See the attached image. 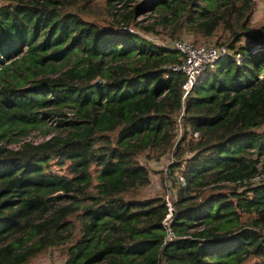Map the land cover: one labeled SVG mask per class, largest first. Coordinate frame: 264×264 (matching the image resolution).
I'll use <instances>...</instances> for the list:
<instances>
[{
	"label": "trees",
	"instance_id": "trees-1",
	"mask_svg": "<svg viewBox=\"0 0 264 264\" xmlns=\"http://www.w3.org/2000/svg\"><path fill=\"white\" fill-rule=\"evenodd\" d=\"M1 1L0 264L60 245L64 264H264V182H249L264 171V28H248L253 0H106L100 23L65 0ZM155 10L197 38L227 34L231 53L187 93L186 74L171 70L180 54L133 30ZM43 124L64 133L2 144ZM168 153L183 180L165 219L163 197L139 195L150 183L139 157Z\"/></svg>",
	"mask_w": 264,
	"mask_h": 264
},
{
	"label": "rangeland",
	"instance_id": "rangeland-1",
	"mask_svg": "<svg viewBox=\"0 0 264 264\" xmlns=\"http://www.w3.org/2000/svg\"><path fill=\"white\" fill-rule=\"evenodd\" d=\"M70 4L69 8H81L85 6L87 13L83 15L84 18L101 22L102 18H109V8L106 6V0H65ZM197 4H204L200 0H195ZM2 1L0 0V4ZM253 12L248 22V28L250 30L264 28V0H253ZM195 9L196 7H192ZM160 10L152 12H146L142 15L137 16L134 22L138 23V26H132L133 30L140 34L146 39H150L157 44L166 43L170 40L183 39L186 41L193 42L194 44L199 43H218L221 44L227 39V34H223L221 30L217 31L216 35L210 38H197L193 36L185 29H180L173 23H160L161 17ZM152 24L153 29L150 32L142 29V26H148ZM197 41H194V40ZM246 38L241 39V42H245ZM68 111V110H66ZM181 132V131H180ZM64 133L63 127H48L43 124L36 128H27L22 132H19L12 136L9 141L3 145H6L9 149H19L26 142L29 143H40L45 141L47 138L56 134ZM179 137V136H178ZM173 156L171 153L161 157L160 159H147L144 156L139 157V161L144 164L150 171V183L141 189L140 196L142 197H163L164 200L173 199V194L177 190V184L181 181L179 170L175 169L173 172L170 171V165L173 163ZM52 168L58 172L63 173L65 168H59L57 165H53ZM68 201H61L59 204H67ZM68 219L72 222V237L70 242L74 241L80 235V224L76 215L68 216ZM66 259L65 246L60 245L47 249L45 252L39 254L31 260L29 264H64Z\"/></svg>",
	"mask_w": 264,
	"mask_h": 264
},
{
	"label": "built area",
	"instance_id": "built-area-1",
	"mask_svg": "<svg viewBox=\"0 0 264 264\" xmlns=\"http://www.w3.org/2000/svg\"><path fill=\"white\" fill-rule=\"evenodd\" d=\"M160 45L172 48L180 54V62L171 66V70L182 71L186 74V82L183 85L186 93L194 83L197 75L206 68L212 67L221 57L231 53L225 45L215 43L194 44L183 39L170 40ZM235 58L239 62V55H235ZM180 179L183 180L182 177ZM249 182L254 184L264 182V171L250 177ZM165 201L169 208V214L165 219H168L171 215L172 206L171 200Z\"/></svg>",
	"mask_w": 264,
	"mask_h": 264
},
{
	"label": "water",
	"instance_id": "water-1",
	"mask_svg": "<svg viewBox=\"0 0 264 264\" xmlns=\"http://www.w3.org/2000/svg\"><path fill=\"white\" fill-rule=\"evenodd\" d=\"M96 82L100 83V82H101V79L98 78V79L96 80ZM59 194H60V193H59Z\"/></svg>",
	"mask_w": 264,
	"mask_h": 264
}]
</instances>
